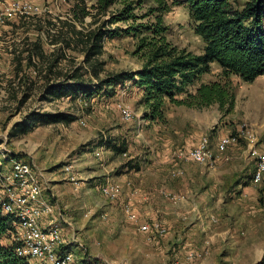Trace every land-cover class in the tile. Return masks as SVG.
Here are the masks:
<instances>
[{"label":"rangeland","instance_id":"1","mask_svg":"<svg viewBox=\"0 0 264 264\" xmlns=\"http://www.w3.org/2000/svg\"><path fill=\"white\" fill-rule=\"evenodd\" d=\"M76 1L79 0H38L49 11L0 26V171L12 166V158L21 157L34 158L59 178L67 177L63 172L65 164H72L78 177H86V165L96 169L107 159L105 155H111L109 172L103 170L105 174H97L86 181L82 189L75 190L70 184L66 186L72 191V209L80 207L76 202L78 199H84L82 214L93 213L91 217L97 223L91 237L82 239L83 247L79 245L80 248L75 250L81 264H264V180L258 185L252 183L256 159L250 156L244 138L235 145L238 157L228 163L230 167L235 165L240 169L238 178L232 179V183L246 180L244 183H249L257 196L233 202L232 206L227 204L225 208L216 206L210 216L201 206H192V213L178 231L165 221L168 227L166 236L148 239L138 230L137 223L127 217L118 200L106 198L100 187L108 177L121 180L122 174L131 170L127 165L129 161L140 168L142 164L143 170L155 173L152 174L155 177L156 167H165L162 172L168 176L171 172L169 156L175 147L184 150L203 135L210 136L216 143L222 130L236 134L249 127L258 134V147L264 150V75L253 82H246L237 75L229 78L230 89L235 94V106L231 112L220 109L217 103L195 108L167 101L165 120L153 121L143 116L145 105L138 87H131L122 97L116 95L114 87L104 88L94 97L84 99L87 104L83 99L70 97L45 100L43 94L47 85L67 79L76 69L89 85L97 83L82 52L66 48L63 42L52 43L60 31L70 32V26L63 25V21L72 17L71 8ZM233 1L236 6H242L246 0ZM91 3L88 1V5ZM121 5L117 3L111 11L118 10ZM155 5L152 0H145L143 6L135 9L139 15L137 21L153 20L154 17L143 15ZM109 15L98 16L93 27L108 19ZM91 20L88 16L85 22ZM164 21L168 26L169 41L193 53L203 51L204 41L195 32L185 4L174 5ZM128 23L120 21L112 27H127ZM76 25L81 27L79 22ZM38 45L43 55L36 53ZM137 45L138 38L131 35L106 38L104 52L98 57L104 67L100 79L121 71L140 69L144 61L135 53ZM214 80H225L217 64H213L212 70L201 78V82ZM118 98L124 99L134 110L131 121L122 119L115 105ZM36 112L69 113L76 119L43 125L22 137L11 138L9 132L14 124L25 121ZM82 119L86 124H81ZM110 139L125 141L128 150L124 153L113 151L112 154L103 152L101 157L89 153L95 148L105 151V145L101 146L99 142ZM228 153L229 149L219 156ZM165 179L168 183L169 177ZM162 188L169 190L158 187L157 192L166 208H172V201L161 193ZM7 238L12 235L9 233ZM206 245L209 252L189 263V252H203ZM86 257L88 262L82 259Z\"/></svg>","mask_w":264,"mask_h":264},{"label":"trees","instance_id":"2","mask_svg":"<svg viewBox=\"0 0 264 264\" xmlns=\"http://www.w3.org/2000/svg\"><path fill=\"white\" fill-rule=\"evenodd\" d=\"M88 1L92 3L88 5ZM152 1L156 5L143 15L154 17L148 22H138L139 15L135 13L145 0L76 1L71 8L72 17L63 21V25L70 26V32L60 31L52 43L63 42L66 48L82 52L97 83L89 85L76 69L67 79L48 84L43 99H88L104 88L116 89L128 80H135L143 90V116L147 119L165 120L167 101L195 108L217 103L220 109L231 112L235 106V94L230 89L229 78L237 75L246 82H253L264 75V0H246L242 6H236L233 0ZM117 3L122 4L121 8L111 11ZM177 4L188 7L193 28L204 41L201 53L180 48L167 37L168 26L164 17ZM108 13V19L93 27L98 16ZM88 16L92 20L86 23ZM120 21L129 23L127 27H112ZM76 22L81 24L80 28H77ZM130 35L138 38L135 53L140 55L144 65L137 71H121L100 79L104 67L98 57L104 52L105 39ZM40 47H36V53L43 55ZM213 64L221 68L225 80L201 82L202 76L212 70ZM75 119L69 113L36 112L25 121L15 123L9 135L19 138L38 126L68 123ZM99 145H105L116 153L128 150L125 141L116 142L114 139L102 140ZM127 165L131 169L140 168L131 161ZM13 228V217L4 214L0 207V264H31L28 259L17 256L14 244L2 242V238L11 234Z\"/></svg>","mask_w":264,"mask_h":264},{"label":"built area","instance_id":"3","mask_svg":"<svg viewBox=\"0 0 264 264\" xmlns=\"http://www.w3.org/2000/svg\"><path fill=\"white\" fill-rule=\"evenodd\" d=\"M49 11L38 0H0V26L20 18L42 15ZM133 84V80L126 81L119 88V95L124 96ZM83 99V98H80ZM84 103L87 101L83 99ZM116 108L125 121H131L135 112L124 99L118 98ZM86 124L85 120H80ZM244 138L250 156L256 159V166L252 173V183L260 184L264 180V150L258 147V134L251 128L241 129L238 133L222 135L214 145L208 135H203L190 150H179L178 157L190 159L198 164H214L219 155L226 152L230 146L238 144ZM97 156L102 154L98 149ZM12 166L0 171V207L4 214L13 217V230L11 231L17 256L29 261L36 259L41 264H80L76 253L68 247L63 237L61 224L51 219L44 222L46 215L54 212V204L46 198V186L41 174L31 160L25 158H12ZM1 164V162H0ZM170 175L178 177L184 174V169L176 165L170 170ZM63 172L67 179L79 189L80 180L73 170L72 164H65ZM161 193L173 202L180 200L181 195L160 189ZM101 191L111 201L121 197L122 185L112 179H107L101 185ZM127 217L137 223V228L148 239L166 236L168 227L161 221L140 222L139 214L131 204L124 205ZM205 246L203 252L191 251L187 256L189 263L207 254L209 248ZM175 264H180L176 262Z\"/></svg>","mask_w":264,"mask_h":264},{"label":"crops","instance_id":"4","mask_svg":"<svg viewBox=\"0 0 264 264\" xmlns=\"http://www.w3.org/2000/svg\"><path fill=\"white\" fill-rule=\"evenodd\" d=\"M137 77L138 76H136V78ZM131 87H138L140 90V96L143 98V90L135 83V80H133ZM115 88L117 92L116 95L118 96L120 86H116ZM226 132L222 130L218 140L222 135L228 134ZM216 143L213 142L214 145ZM94 144L96 146L95 142H93V145ZM193 145L185 146L184 150H190ZM175 148L176 149L172 150L169 156L170 167L171 169L176 165L183 167L185 172L181 176L173 177L171 175H164L162 171L165 167H156L157 175L155 177V175H152L155 174L153 172L146 173L143 170L142 164H140L141 168H133L122 174L121 180H118L117 182L122 185V193L118 202L120 203L123 211L124 205L131 204L135 211L139 214L140 222L158 220L166 224L165 221H168L172 228H176V231H178V229L182 227V224L186 222L185 219H187V217L192 213L194 209L191 208L192 206H201L204 213L209 214L210 216L213 215V211L216 206L225 208L227 204L232 206L233 202L247 201L249 197L255 198L257 196L253 187L249 183H244L246 180L243 179L242 182L235 180L237 184L232 183V179H237V175L240 172V169L237 166L234 165L230 167L228 164L230 161H234V159L238 157L235 145L230 146V153L219 156L214 164H197L190 159L178 157L177 152L181 149L178 147ZM97 149L98 148H95V150L92 152L90 151L89 153L96 154L95 152ZM113 151L114 150L110 148H106L105 151H102V154L103 152L106 154H112L111 152ZM110 156L111 155H105L104 158L107 157V159H105V162L96 169H94L95 167L91 165H86V167H84V169L88 168V175L86 177H78L81 189L84 188L86 181L96 177L97 174H105V171L103 170L109 172L112 165V162L108 161L111 158ZM31 161L37 167L41 174V179L46 186V198L54 204V212L50 215H46L44 222L48 223L51 219L58 221L63 229L65 243L68 244V247L75 252V250L77 248L79 249L80 246L83 247L82 239L91 237V232L96 230V219L91 217V214L93 213L88 212L89 214H82L84 209L81 208L86 203V201H83L84 199H78L76 202H78L80 207L78 208V206H75L76 210L72 209L70 205L72 204V191H70V189L67 190L66 186H68V184L74 186V184L70 182L66 176L59 178L55 175V172L48 171L47 168L42 167L34 158L31 159ZM101 171L103 172L101 173ZM167 177H169L168 183L165 182V178ZM107 179L110 178L108 177ZM158 187H167L169 191L181 195L180 200L177 202L172 201V208H166L163 203L162 196L157 192ZM78 196L81 197L80 194ZM81 201H83L84 204H82ZM203 210L201 209V211ZM159 217L162 219H159ZM214 219L215 218L213 217L212 220ZM5 240L7 241L6 243H4ZM12 241V238H7V236L2 238V242L6 245L14 244ZM76 255L78 257L77 253ZM82 259L87 261L89 258L86 257ZM30 263L41 264L39 262H31V260Z\"/></svg>","mask_w":264,"mask_h":264}]
</instances>
